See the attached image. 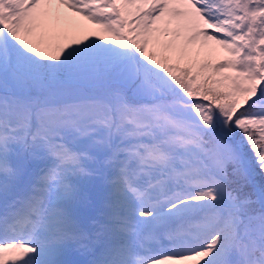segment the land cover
I'll list each match as a JSON object with an SVG mask.
<instances>
[{
  "label": "snow or ice",
  "instance_id": "6c2138e0",
  "mask_svg": "<svg viewBox=\"0 0 264 264\" xmlns=\"http://www.w3.org/2000/svg\"><path fill=\"white\" fill-rule=\"evenodd\" d=\"M0 264H264V0H0Z\"/></svg>",
  "mask_w": 264,
  "mask_h": 264
}]
</instances>
